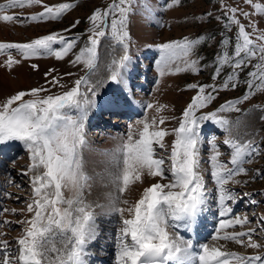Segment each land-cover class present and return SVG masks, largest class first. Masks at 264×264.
Returning a JSON list of instances; mask_svg holds the SVG:
<instances>
[{
    "label": "snow or ice",
    "instance_id": "snow-or-ice-1",
    "mask_svg": "<svg viewBox=\"0 0 264 264\" xmlns=\"http://www.w3.org/2000/svg\"><path fill=\"white\" fill-rule=\"evenodd\" d=\"M247 2L251 3L252 0ZM132 3L133 0H114L107 10L102 12L97 9L89 17L93 24L89 46L81 50L73 63L83 62L89 70L95 68L99 38L107 34L108 17H112L111 34L118 44L123 45L124 55L113 60L109 79L118 85L126 83L123 70L130 61L125 43L128 38L126 26ZM176 3L178 0H173L168 6L172 7ZM40 4L42 0H7L6 4H0V21L24 23V19L18 15L5 14L6 10ZM73 6L68 3L54 8L44 6L43 12L26 19L32 22L56 20ZM253 7L258 14L264 13V6L254 4ZM230 11L233 15L229 18V23L238 25L237 42L232 55L225 50L218 57L217 63L234 69L222 85L223 89H227L230 83L233 88L237 86L234 78L238 73L235 70L242 69L252 59L259 58L253 71L248 73L250 79L246 82L248 91L245 95L235 101H227L214 112L197 115L199 110L207 108L215 99L206 89L211 88L215 92L217 88L214 84L188 85V88L198 91L183 110L178 127L171 130L161 128L159 125L164 124V117H160L159 121L156 117L151 121L145 117L138 120L135 126H129L126 139L111 154V178L118 195L111 202L109 214L119 217L120 227L115 234L117 264H264V256H241L223 250L222 246H210L207 243L197 247L191 239L184 240L169 231L170 228L194 231L206 203L203 177L199 172L202 122L212 121L227 130L230 122L220 117L219 113L239 111L236 105L248 100L255 91L264 90V43L254 42L244 25L235 18L236 9L232 8ZM244 15L247 16L248 13ZM102 25L105 27H101ZM257 39L264 41V32ZM197 43L198 40L186 37L183 41L158 45L160 76L163 77L166 70H169V64L174 63L177 50L182 52L185 70L194 66L196 61L189 58ZM54 44L62 47L56 50L53 48ZM222 44L226 49L228 40H223ZM74 46V40L68 41L63 36L52 33L26 43H0V53L15 49L23 59L45 54L62 59ZM85 53L87 58L82 60ZM19 63V60L9 54L4 66L11 69ZM220 66L216 68L213 80L220 75ZM32 67L35 69L37 65L33 64ZM175 71L179 72L181 69L177 67ZM51 83L56 85L59 81L53 78ZM82 85H88L86 77L75 80L74 86L61 94L41 95L47 93L48 89L32 88L18 91L0 102V151L10 147L13 142H19L28 152L31 161L25 175L33 173V201L27 205V212L32 215L16 222L23 225L22 235L16 241L18 254L9 248L8 241L0 240V264H86V246L96 237V224L91 206L85 202L83 195L91 178L85 171L82 150L86 144L84 129L88 118L85 105H95L97 91L95 87L88 86L87 91L91 94L89 98L87 94L81 93ZM128 103L127 94L122 88L103 100V106L112 112L119 111ZM145 107L153 109L154 105L149 103ZM165 107L157 105L155 111L159 113ZM73 109L77 110L78 115L71 114ZM168 135L175 136L170 153L166 151L165 155L157 156L154 145L165 149L164 138ZM208 143L212 150L209 160L211 176L218 186L219 215L225 217L232 213V209L226 207V201H234V196L224 186L235 175L245 173L246 170L241 165L245 162V157L250 156L255 149L250 142L241 144L232 138L225 139L224 144L233 149L229 163L234 167L229 168L219 160L220 153L215 140H209ZM166 159L170 161L168 167L165 166ZM166 173L171 174L168 183L156 182L144 188L140 198L134 203L122 199L130 185L142 181L145 174L165 180L168 179ZM65 190L73 195L65 197ZM11 211L16 212L15 209ZM246 223V216L221 219L220 228L216 229L212 239L245 245L243 238L247 237V247H262L252 239L255 229L226 233L223 236L219 234L220 229Z\"/></svg>",
    "mask_w": 264,
    "mask_h": 264
},
{
    "label": "rangeland",
    "instance_id": "rangeland-1",
    "mask_svg": "<svg viewBox=\"0 0 264 264\" xmlns=\"http://www.w3.org/2000/svg\"><path fill=\"white\" fill-rule=\"evenodd\" d=\"M6 3L7 0H0V4ZM64 3L74 6L65 11L59 19L40 20L39 22L26 19L31 15L43 12L44 6L54 8ZM113 3L114 0H42L40 5L7 9L5 14L18 15L25 21L24 23L7 22L11 26L9 32L10 36L12 33L11 37L14 34L16 35L14 28L17 26L25 30L23 43L44 35L57 33L68 41L74 40L75 46L62 59L47 54L23 59L15 49L4 50L3 53H0V77L2 73L6 74L5 71L7 70L10 77L16 79V81L18 80L19 86H10V88L7 83L5 84L0 79V102L18 91H27L32 88L42 87L48 89L47 93H41V95L61 94L73 87L75 80L81 77L87 78L88 85H82L80 91L91 98V94L88 93L87 89L88 86L99 89V80H96V74L101 66L103 67L102 77H106L105 82L110 83L109 76L112 62L124 55L123 45L118 44L111 34L110 22L112 17H108L107 34L99 38L95 68L89 70L83 62H73L76 56L81 54V50L89 46V37L92 35L93 30V24L89 17L97 9L102 12L107 10ZM172 3L173 0H133L127 18L126 31L128 38L125 43L127 44V55L130 57V61L127 68L123 70V76L124 73L131 75L127 78L124 76V80L126 79V82H129L128 91L139 101L144 110L142 109L140 113H136L133 109L130 110L131 106H129V108L127 107L126 110L124 109L119 113L110 111L113 115L107 121H104L102 126H95L93 124L98 119L95 114L97 112L94 113L93 107L85 105L88 118L85 122L84 139L86 144L82 150V155L85 171L91 179L89 180V187L84 190L83 195L85 202L91 206V211L95 215L96 237L98 236V238L99 235H115L120 227L119 217L109 214L111 202L118 195L116 187L112 183L111 172L113 168L109 161L111 154L115 152L121 141L126 139L129 126H135L138 120H143L145 117L149 121L153 117H156L157 121L160 117H164V124L159 125L161 128L171 130L178 127V121L183 110L191 102L192 97L197 95V89L187 87L191 84H214L216 86L217 91L215 92L211 88L206 89V92H211L215 99L207 108L199 110L197 115L214 112L227 101H235L245 95L248 91L246 82L250 79L248 73L253 71V66L259 62L257 57L248 62V66L235 70L238 73V76L234 78L237 86L233 88L230 83L227 89H223V83L234 72V69L229 65H218V57L225 50L229 55H232L238 33V25L229 23V18L233 15L230 10L232 8L236 9L235 18L240 24L244 25L246 32L251 34L250 38L254 42L257 44L264 43V41L257 39L260 33L264 32V13L258 14L253 7L254 4L264 6V0H252L251 3H248L247 0H178V3L169 7L168 5ZM244 13H248V15L245 16ZM133 16L138 17L144 28H146L143 31L144 48L140 47L141 40L133 35ZM73 25L75 26L73 27ZM101 27L105 26L102 25ZM29 28L32 30L31 34L27 33ZM149 30H153V32ZM186 37L189 40H198L194 52L189 58L195 60L196 64L185 70L186 64L182 59V52L177 50L174 63L169 64V70H166L165 75L161 77L158 71L160 61L158 45L172 41H183ZM225 39L228 40L226 49L222 44ZM18 42L20 43V41ZM18 42L16 41V43ZM0 43L13 42H2L0 40ZM61 47L60 44L53 45L56 50ZM134 49H136V52H134ZM9 54L20 61L11 69L4 66ZM86 58L87 53L84 54L82 60ZM33 64L37 65L35 69L32 67ZM218 66L221 67L220 75L213 80ZM177 67L181 71L176 72ZM53 78L58 80L59 83L53 85L51 83ZM257 82L259 83V81ZM97 96H99L98 92ZM149 103L154 105L153 109L145 107ZM157 105L166 107L157 113L155 111ZM236 107L239 111L219 113L220 117L230 122L227 130L212 121H205L201 124L202 143L199 149V172L203 177L206 203L201 212L203 216L200 218L204 223V229L202 230L199 227L198 230H200L201 235L206 232L204 233L206 236L204 235V238L199 240V244L207 243L210 246H222L223 250L246 257L264 256V222H262L264 221V119L261 118L264 117V90L255 91L254 95L243 103L236 105ZM103 110L107 109L104 108ZM127 110L135 113L131 116L127 115ZM71 114L76 116L78 112L73 109ZM227 138H232L241 144L250 142L255 151L250 156H246L245 162L241 165L245 168V173L235 175L233 180L224 186L234 196V201H226V207L231 208L232 213L221 217L219 215L218 186L211 176L212 168L209 160L212 150L208 141L215 140L220 153L219 160L232 168L234 166L229 161L233 149L224 144ZM174 139V135H168L164 138L165 149H160L154 145L157 148V156L165 155L166 151L170 153ZM94 153H97L98 158L100 157L95 162L96 165H94V162H89V156ZM30 163L28 152L19 142H13L10 147L0 151V233L3 234L0 235V240L8 241L9 248L17 254L18 245L16 241L22 235L23 225L16 222L30 218L32 215L27 212V205L33 201L31 184L33 173L25 175ZM165 166H170V161L167 159ZM3 173L8 174V180L5 181V178H2L4 177ZM166 176L168 179L161 180L159 177H151L145 174L142 181H140V186H136L139 182L131 184L129 189L123 193L122 199L134 203L140 198L144 188L156 182L168 183L171 174L166 173ZM97 192H106L108 196L105 193L103 194L106 195L109 204L104 205L94 201L100 199V197L97 199V195L99 196ZM64 195L65 197H71L73 193L65 190ZM252 201H255V203H252ZM4 209L9 211L5 212ZM12 209H15L16 212L13 213ZM235 216L241 218L246 216L248 223L220 229L219 234L223 236L226 233L248 232L250 229H255L252 239L262 247L256 249L247 247V237L243 238L245 245L237 244L234 241L212 239V236L216 234V229L220 228L221 219H231ZM4 221H10L11 223L4 224ZM169 231L184 240H188L192 236L190 235L191 232H193L190 231V236H186L189 231L184 230V228H170ZM99 239L100 242L97 245L90 247L89 243L87 244V252L84 257L86 264L87 262L88 264H101L105 260L104 257H108V264H117L116 255L105 256L107 254L103 248L105 238L104 240L103 238ZM108 246L116 252L115 242L110 243ZM94 254L100 255L99 258L104 259L97 260Z\"/></svg>",
    "mask_w": 264,
    "mask_h": 264
},
{
    "label": "bare ground",
    "instance_id": "bare-ground-1",
    "mask_svg": "<svg viewBox=\"0 0 264 264\" xmlns=\"http://www.w3.org/2000/svg\"><path fill=\"white\" fill-rule=\"evenodd\" d=\"M132 26H133V35L135 36V37H137V39L139 38L141 41H140V47H145V45H144V36H143V34H144V32L143 31H145V29L146 28H144V26H143V24L141 23V21L139 20V18L138 17H136V16H133V18H132ZM11 26H9L8 25V23H6V22H2V21H0V40L3 42V41H9V42H13V43H16V41L18 42V41H20V43H23L22 42V40L24 39V33H25V30L24 29H22V28H20V27H17V26H15V32H16V35L14 34V36L13 37H11L12 36V33H11V36H10V34H9V32H10V30H11V28H10ZM13 29V28H12ZM28 30V29H27ZM149 31H152L153 32V30H149ZM148 31V32H149ZM31 32H32V30L29 28V30L27 31V33H29V34H31ZM147 36V35H146ZM19 43V42H18ZM143 47V48H144ZM142 50V49H141ZM134 52H136V49H134ZM110 61V60H109ZM6 67V66H5ZM0 69H1V67H0ZM5 69V68H4ZM4 69H3V71H4ZM103 67L101 66V67H99L98 68V70H97V74H96V76H97V79L96 80H99L98 82V84H99V89H97L96 88V91L98 92V94H99V96H97V97H95V100H96V103H95V105L94 106H92L93 108H94V113L95 112H97V113H99V112H101V110H103L105 107L103 106V100L107 97V96H109L110 94H112V93H114V92H116L119 88H122L123 90H124V92L127 94V97H128V105L126 106V107H123V108H121L119 111H116L117 113H119V112H121L122 110H126L127 109V107L129 108V106H131L130 107V110H132L133 109V111H135L136 113H140L141 111H142V106H141V104L139 103V101L136 99V98H134L133 97V95L132 94H130L129 93V91H128V88H129V86H128V84H129V82L127 81L126 83H125V86H124V84H120V85H118L116 82H113V81H110V83H107V82H105L106 80H107V78L105 77V78H103L102 76L103 75H101V74H103ZM102 70V71H101ZM2 72V71H1ZM6 72V74L5 73H2L1 75V77H0V79H1V81H4V83L6 84L7 83V86H15V87H17V86H19V83H17V81H16V79H13L12 77H10V75H8V71L6 70L5 71ZM13 72V71H12ZM22 74V73H21ZM124 76L127 78V77H130L131 75L129 74V73H124ZM20 77V76H19ZM23 78V77H22ZM23 81V80H22ZM125 81H126V79H125ZM24 84H25V82H24ZM21 86V85H20ZM11 88V87H10ZM130 110H127V115L129 114L130 116H131V114H133V113H135V112H133V111H130ZM144 110V109H143ZM109 111V110H108ZM100 158V157H99ZM98 158V155H97V153H94L93 155H91V156H89V162H94V165H96L95 164V162L99 159ZM91 160V161H90ZM92 168H93V165H92ZM3 175H4V177H2V178H5L4 180L6 181V180H8L9 178H8V174H5V173H3ZM110 175V174H109ZM1 178V179H2ZM3 182V181H2ZM142 183V182H141ZM103 185V184H102ZM110 186V185H109ZM137 187H139L140 186V182L138 183V185H136ZM102 188V187H101ZM113 192V191H112ZM103 193H105L106 194V192H103ZM103 193H101V192H97V194H99V196L97 195V199L100 197V199H98V200H94V201H96V202H98V203H100V204H104V205H107V203H108V201H107V197H105L106 195H104ZM108 196V195H107ZM112 198V197H111ZM109 200V199H108ZM111 200V199H110ZM109 200V201H110ZM97 203V204H98ZM109 204V203H108ZM95 207H97V206H95ZM103 207V206H102ZM203 216V214H201L200 215V217L198 218V223H197V225L195 226V230L193 231V232H191V234L190 235H192L191 237H192V241H193V243H194V245H196L197 247L199 246V240L201 239V238H204V233H206V232H203V234L201 235L200 234V230H198V228L199 227H201L202 228V230L204 229V223H203V221H201V217ZM182 229V228H181ZM101 235H99V238H103V240H104V238H105V240L103 241V248L105 249V252H107V254L105 255V256H112V255H115V253L116 252H114L113 251V249H110L111 247H109L108 245L110 244V243H113V242H115L116 243V241H115V235H113V234H111V235H104V236H101ZM194 236V237H193ZM206 236V235H205ZM98 238V236L97 237H95L93 240H91V241H89V246L90 247H92V246H94V245H97V243H99L100 242V239ZM57 246L59 247L60 245L59 244H57ZM113 246V245H112ZM115 249V248H114ZM87 252V251H86ZM96 254H94V256H95ZM85 257V256H84ZM99 257H101L100 255H96L95 256V259H97V260H99L100 258ZM104 257V256H103ZM105 258V260L103 261V262H101V264H108V257H104ZM104 258H101L100 260H103ZM87 264H88V262H87ZM90 264H92V263H90Z\"/></svg>",
    "mask_w": 264,
    "mask_h": 264
}]
</instances>
